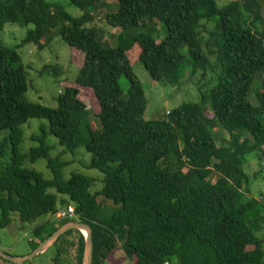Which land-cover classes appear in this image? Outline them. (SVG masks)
I'll return each mask as SVG.
<instances>
[{"label": "trees", "instance_id": "obj_1", "mask_svg": "<svg viewBox=\"0 0 264 264\" xmlns=\"http://www.w3.org/2000/svg\"><path fill=\"white\" fill-rule=\"evenodd\" d=\"M69 1L80 16L48 0H0V31L6 23L32 24L22 44L42 49L56 29L83 54L74 82L51 108L26 99L27 70L18 52L0 42V130L8 131L0 139V158L11 148L10 161L0 163V229L13 213L22 223L49 215L32 228L35 249L64 223H87L91 264H105L117 246L133 264H264V237L256 235L264 201L244 186L248 177L242 169L248 154L264 157V92L250 98L256 75L264 71V0L221 5L217 0H113L105 23L119 29L114 45L104 38L107 32L90 25L102 0ZM154 21L166 28L160 40L152 32ZM183 45L191 74L209 69L216 82L204 90L199 84V102H183L163 120L146 119L147 99L127 52L137 47V61L153 80L177 85ZM44 71L50 73L51 66ZM122 76L129 85L125 95ZM80 88L92 90L98 112L80 98ZM29 118L46 119L66 150L83 144L91 154L88 167L103 175L101 189L91 192L95 179L82 173L64 179V162L50 157L45 134L39 145L20 153L21 125ZM215 128L226 132L228 145L217 142ZM171 154L179 157L176 169L164 162ZM39 157L47 159L50 179L22 166L24 159ZM99 197L116 207L108 212ZM58 201L60 209L72 205L74 216L57 217ZM51 246H56L51 264H82L84 236L78 229Z\"/></svg>", "mask_w": 264, "mask_h": 264}, {"label": "rangeland", "instance_id": "obj_2", "mask_svg": "<svg viewBox=\"0 0 264 264\" xmlns=\"http://www.w3.org/2000/svg\"><path fill=\"white\" fill-rule=\"evenodd\" d=\"M52 4L63 7L72 17H78L82 14V11L73 5L69 0H48ZM229 1L243 0H217L218 4H225ZM102 5L97 9H94L95 20L90 24L102 28L105 32L104 38L107 39L111 45H114L115 35L119 32V29H111L105 23V14L110 8L113 7V0H102ZM264 17V11L262 13ZM155 27L153 32L156 40L162 39L166 34V28L160 21H154ZM208 27L211 23H208ZM33 25H19L16 23H6L3 29L0 31V42L7 46L14 48L20 55L21 63L27 70L28 87L25 92V97L28 101L39 103L51 108L57 106L56 98L63 91L67 85H72L79 65L83 60V54L70 47L64 42L57 34V31H53V37L50 43L42 49H38L33 43L22 44L28 29H32ZM111 35H114L111 37ZM186 47H181V53L183 55V63L180 73V83L177 85L163 84L161 82L153 80L143 65L137 61L139 49L133 47L127 52L129 60L132 62L133 70L141 81L146 99L147 107L145 110V118L152 120H163L167 117V112L178 107L183 102H199V84L204 85L202 89H209L215 84V75L211 70H198L196 74H191L192 65L189 57L186 53ZM46 65L51 66L50 73L44 71ZM78 66V67H77ZM204 74V76H202ZM264 71L256 75L253 84L250 87V98H254L255 92H264ZM120 86L124 91V95L128 89V81L122 76L119 80ZM80 98L85 102L88 108L94 112H98L99 106L96 98L89 88H80ZM210 113V111L208 110ZM211 114V113H210ZM94 128L99 129L100 126L97 119L92 121ZM22 140L19 143L20 153H27L29 148L39 145L38 139L45 134L44 140L47 145L50 146V157H58L60 161L64 162L61 167V173L64 179H68L71 173L78 172L89 177L94 178V183L90 188L91 192L98 191L102 187V173L95 169L88 167L91 159V154L86 150L83 144L77 146L72 151L66 150L59 144L57 138L49 132L47 120L44 118H29L24 124L21 125ZM216 132V138L218 143L228 145V135L225 131L219 128L214 129ZM7 130H0V139L7 136ZM11 148L8 147L5 155L0 158L1 164H6L10 161ZM164 162L170 165L172 169H176L179 166V157L176 155H170ZM164 162L162 165H164ZM22 166L26 168H33L41 172L45 179L52 177L51 169L47 166V159L39 157L34 162H30L28 159H24ZM243 171L248 177V186L250 194L252 196L260 197L264 201V157L257 155V152H252L245 157L243 165ZM213 179L217 178V175L212 176ZM49 192H54V189H50ZM262 195V197L260 196ZM246 196H249L248 194ZM58 198L69 200L67 195L58 194ZM102 201V204L106 206V210L109 212L116 206L111 200L98 198ZM57 209L61 208L58 201L56 205ZM49 215L46 217L48 218ZM46 218H39L32 223H22L17 214H12L11 223L0 229V250L15 257H24L29 255L33 251L35 245V236L32 232V228L43 221ZM259 237H264V221L259 223V230L256 233ZM74 237V235H73ZM75 239V238H74ZM122 251L119 246L112 250L105 264H133L132 261L127 258L124 253L121 256L116 255V252ZM56 252V246H50L43 252L36 254L35 256L18 263H13L0 257V264H51ZM117 253V254H118ZM75 256V248H69L67 260L72 262ZM118 257L116 263H110L114 257Z\"/></svg>", "mask_w": 264, "mask_h": 264}, {"label": "water", "instance_id": "obj_3", "mask_svg": "<svg viewBox=\"0 0 264 264\" xmlns=\"http://www.w3.org/2000/svg\"><path fill=\"white\" fill-rule=\"evenodd\" d=\"M71 229H78L84 236V251H83V259L82 264H91L92 263V251H93V241H92V229L91 227L84 222L78 220H71L60 227H58L51 235L42 240L33 251L24 257H15L0 250V257L5 260H8L13 263H18L25 261L36 254L43 252L48 247H50L63 233Z\"/></svg>", "mask_w": 264, "mask_h": 264}, {"label": "built area", "instance_id": "obj_4", "mask_svg": "<svg viewBox=\"0 0 264 264\" xmlns=\"http://www.w3.org/2000/svg\"><path fill=\"white\" fill-rule=\"evenodd\" d=\"M57 217L59 218H64V217H73L74 216V208L72 205H68L64 209H59L56 214Z\"/></svg>", "mask_w": 264, "mask_h": 264}, {"label": "crops", "instance_id": "obj_5", "mask_svg": "<svg viewBox=\"0 0 264 264\" xmlns=\"http://www.w3.org/2000/svg\"><path fill=\"white\" fill-rule=\"evenodd\" d=\"M117 253H118V252H116V255H118V256H121L120 254H123L122 251H120V253H118V254H117ZM108 257H109V256H108ZM107 259H108V258H107ZM107 259H106V260H107ZM106 260H105V261H106ZM116 260H118V257H117V256L114 257V259H113L112 261H109V262H110V263H116V262H115Z\"/></svg>", "mask_w": 264, "mask_h": 264}]
</instances>
